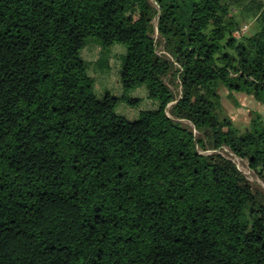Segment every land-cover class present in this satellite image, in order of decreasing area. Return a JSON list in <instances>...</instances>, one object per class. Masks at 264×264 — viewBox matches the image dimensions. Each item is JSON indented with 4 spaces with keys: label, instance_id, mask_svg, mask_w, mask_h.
<instances>
[{
    "label": "trees",
    "instance_id": "obj_1",
    "mask_svg": "<svg viewBox=\"0 0 264 264\" xmlns=\"http://www.w3.org/2000/svg\"><path fill=\"white\" fill-rule=\"evenodd\" d=\"M220 87L264 103V0H0V264H264V122Z\"/></svg>",
    "mask_w": 264,
    "mask_h": 264
},
{
    "label": "rangeland",
    "instance_id": "obj_2",
    "mask_svg": "<svg viewBox=\"0 0 264 264\" xmlns=\"http://www.w3.org/2000/svg\"><path fill=\"white\" fill-rule=\"evenodd\" d=\"M250 26V25H249ZM154 37L157 39V33H154ZM157 50L161 52V46H157ZM86 57L94 60L96 58V54L92 50L85 51ZM116 65L117 61L111 58L110 60V69H108L105 73H94L97 78L96 89L100 92L105 89L109 90L113 94H120L122 90L119 88L116 81ZM143 87L133 88L127 92L129 96H139L142 95ZM177 91L178 89H174ZM221 93V101L225 111L231 116L233 123L238 126V128H244L249 125L252 114H259L264 122V103L257 100L253 95L247 94L244 92H233L232 97H230L228 90L225 87H220ZM232 98V99H231ZM235 99L237 104L233 101ZM147 105V102L145 106ZM169 107V106H168ZM118 113H121L120 108L117 109ZM126 113L128 115H132L131 113L134 111L132 106L126 108ZM122 114V113H121ZM138 113L135 115L137 117ZM231 159L236 163L238 168L246 175V177L250 180H256L251 170L248 168L247 162L245 159H241L237 156L228 155ZM200 205L206 209L207 218L213 224L216 225L221 219V213L214 209L207 201L202 200L199 202Z\"/></svg>",
    "mask_w": 264,
    "mask_h": 264
},
{
    "label": "built area",
    "instance_id": "obj_3",
    "mask_svg": "<svg viewBox=\"0 0 264 264\" xmlns=\"http://www.w3.org/2000/svg\"><path fill=\"white\" fill-rule=\"evenodd\" d=\"M246 30V25H244L242 28H241V31L244 32Z\"/></svg>",
    "mask_w": 264,
    "mask_h": 264
}]
</instances>
